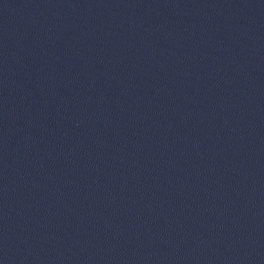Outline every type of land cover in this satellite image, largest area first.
Here are the masks:
<instances>
[{"label":"water","instance_id":"95a60500","mask_svg":"<svg viewBox=\"0 0 264 264\" xmlns=\"http://www.w3.org/2000/svg\"><path fill=\"white\" fill-rule=\"evenodd\" d=\"M0 264H264V0H0Z\"/></svg>","mask_w":264,"mask_h":264}]
</instances>
